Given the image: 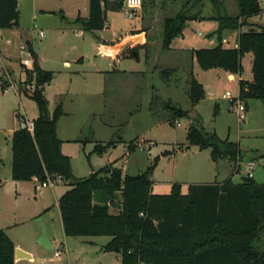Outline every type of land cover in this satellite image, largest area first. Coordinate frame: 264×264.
<instances>
[{
	"label": "rangeland",
	"instance_id": "374dc122",
	"mask_svg": "<svg viewBox=\"0 0 264 264\" xmlns=\"http://www.w3.org/2000/svg\"><path fill=\"white\" fill-rule=\"evenodd\" d=\"M115 1H121L120 9L107 11L105 30L92 33L84 31L74 22L78 15L88 13L89 0H18V27L0 31V75L7 85L5 91L0 84V126L4 128L0 131V156L3 161L7 163L11 157L10 132L6 129L14 126L17 119L26 121L32 109H37L31 99L18 95L23 89H32V83L26 82L21 62L24 58L30 59L29 52L24 48L25 39L32 43L44 68L55 72L54 87L60 88L68 82V69L63 65L64 59L74 60L83 56L84 59L91 58L93 63L97 62L98 67L109 69L110 58L100 52L96 36L108 39L104 41L107 44L119 43V55L131 57L133 52L138 53L141 46L139 40L130 38L131 35L145 31L144 45L149 58L148 65L129 58L120 63V68H147L146 74L132 78L108 73L99 95H88L71 101L66 99L65 108L71 114L61 120V129L65 130L72 125L80 128L77 131L80 134L78 144L71 142L67 146L72 156L74 174L78 177L87 174L88 154H91L95 170L114 162L115 166L129 175L147 171L151 191L164 194L170 191L172 183L181 184V191H185V184L191 182H219L227 178L240 182L247 177L246 166L252 161V179L256 183H264V103L255 98L246 99L249 110L247 109L245 118L239 120L235 112L228 110L227 99L221 97L225 90L236 93L237 82L226 79L224 75L215 76L214 72L208 73L198 68L199 79L207 84L206 92L197 105L192 106L186 94L188 86L185 85L184 74L172 70L165 76L161 72L165 67L152 66V56L162 45V35L158 31L163 20L168 15L174 16L184 0H143L142 7L132 19L124 16L122 0ZM233 1L235 0H224V6L227 3L230 10ZM258 4L263 10L264 0H258ZM144 14L149 17L147 21L143 20ZM255 20L263 24L264 13L256 14ZM253 26L258 28L255 24ZM244 30L246 29H242ZM40 31H43V37L39 35ZM224 32H229V29ZM109 39L116 40L109 42ZM204 42L207 43L205 38L198 37L194 45L203 47ZM231 42L229 39V44ZM9 63L11 67L8 66ZM92 64L86 63L88 66ZM241 64L240 78L250 79L251 52L244 54ZM81 84L82 81L73 82L74 86ZM168 104L169 107H180L187 114L175 116ZM177 122L180 124L177 125ZM192 125L202 126L207 132L214 131L220 139L237 143L240 151L237 162L228 158L214 162L210 157V148L200 149L189 144L186 134ZM119 139L121 141L116 142V146L101 154L92 152L96 143L104 144L109 140ZM131 141L135 146L133 150L127 147ZM37 183L39 180L20 185L22 196L15 201L17 209L25 208L27 211L22 214L25 217L36 212L38 202L47 199L50 202L48 215L54 217L57 205L50 191L69 186L61 179L51 187L36 188ZM9 190L15 195L13 185ZM110 211L114 213L117 209L110 207ZM47 219L49 222V217L46 216L26 221L20 230L27 240H36L37 250L48 259V264H121L119 253L99 251L87 242L93 240L100 245L110 237L65 238L62 233L49 230ZM56 250L60 251L59 260L54 255ZM34 264L46 263L36 260Z\"/></svg>",
	"mask_w": 264,
	"mask_h": 264
},
{
	"label": "trees",
	"instance_id": "16d2710c",
	"mask_svg": "<svg viewBox=\"0 0 264 264\" xmlns=\"http://www.w3.org/2000/svg\"><path fill=\"white\" fill-rule=\"evenodd\" d=\"M211 1L215 9L213 18L218 21V43L193 49V56L202 70L220 68L241 74V59L251 52L252 79H240L238 91L244 100L255 98L264 103V23L255 24V28L246 21L263 12L258 0H236L238 12L234 16L226 13L224 0ZM120 6L121 1L89 0L88 17L78 15L74 22L84 31L101 30L107 11ZM186 18L179 11L163 20L162 48H168L171 40L181 34ZM18 19V0H0V29L18 27ZM245 25L249 28L239 32L236 47L222 45L223 30ZM25 46L32 67L23 65V71L32 89L20 93L35 102L38 115L31 121L32 130L19 126L11 134V179L43 180L48 173L67 183L69 188L57 201L66 236H109L102 249L119 253L121 264H264V183H256L252 177H244L240 182L227 178L221 182L191 183L186 192L181 191L179 183H172L170 191L164 194L152 193L147 171L129 175L114 162L87 176L76 177L56 135V122L64 114L61 100L50 112L44 95L54 71L42 69L31 43L26 42ZM171 71L161 69L165 76ZM0 84L5 90L6 80L1 75ZM187 86L194 106L204 97V89L192 72ZM169 109L175 116L187 114L173 105ZM186 139L200 149L210 148L214 162L228 158L236 163L240 154L237 143L220 139L202 126H190ZM119 141L96 143L92 152L101 154ZM127 147L133 150V141ZM110 207L117 211L112 213ZM14 250L13 241L0 229V264H14Z\"/></svg>",
	"mask_w": 264,
	"mask_h": 264
},
{
	"label": "crops",
	"instance_id": "0c3cea01",
	"mask_svg": "<svg viewBox=\"0 0 264 264\" xmlns=\"http://www.w3.org/2000/svg\"><path fill=\"white\" fill-rule=\"evenodd\" d=\"M227 6L228 5L226 3L225 10L228 15L234 16L237 14L238 6H237L236 0L233 1L232 7L230 8V10L227 8ZM41 11L45 12V10H41ZM179 11L181 12L185 11V14L187 17L182 24L181 34L175 36L171 40L168 48H162V45L160 46V49H158L152 56L153 57L152 59L154 60V63H152V66L153 67L163 66L165 68L173 70L172 72L181 71L186 77L184 79V82L186 81L185 85L187 84L189 73L192 72V74L197 79V81L201 83L204 89V95H205V92H206L205 87L207 84L202 79H199L198 77L199 75L198 70L199 69L202 70V69L199 67L195 57L193 56L192 50L201 48V47H197L194 45L195 44L194 42H197L198 37H202L207 40V43L204 42L203 47H214L218 43L216 33H215L218 27V21L213 18L215 15V9H214V6L211 0H198L197 2H192V0H184L181 6L178 7L177 13ZM88 13L81 15L80 17L85 19L88 17ZM263 13H264V7H263ZM168 17H173V16H169V15L166 16V18ZM255 17L256 15L248 17L246 19L247 23L259 24V22H256ZM148 18H147V14L143 15L144 21H147ZM259 18L261 19V16ZM106 27H107V22L105 23V26L103 29L95 30V31H104ZM244 28L247 29L249 28V26H245L240 29L229 30V32L227 33L224 32L226 29L223 30L221 34L222 45L224 47H236L237 40H238V34ZM12 29L13 27L2 28L0 29V31L12 30ZM95 31H93L92 33H94ZM163 32H164V27L162 24V27L161 29H159L158 33L162 35ZM145 35H146L145 31H141V32L131 35L130 38H135V40H139V44L141 45L138 50V53L133 52L131 57L126 56V55L122 56V54L119 55L120 53L119 52L120 47H118L119 43L107 44L104 41H108V39L102 38L101 36H96L99 39L98 41L99 50L101 49V47H103L102 49L103 55L108 56L110 58V61L108 63L109 69H102L98 67L97 62L93 63L91 58L84 59L83 56H80L79 58L74 59V60L64 59L63 65L65 66L66 69H68L67 84L63 87L55 88L54 81H55L56 75L54 72L53 79L51 80L49 84L45 86L44 95L48 101L49 111L50 112L53 111L58 99H60L62 103V109H63L64 114L60 116L56 122V135L62 141V144H61L62 153L69 156L70 162H71L72 156L70 152L68 151L67 146L71 142L78 144L80 140L79 138L80 134L78 135L77 131H79L80 128L72 125L70 127H67V129L65 130L61 129V126H60L61 120L71 114V112L65 108L66 99H69L71 101L74 99L77 100L78 98H83L88 95H99L102 92V89L104 87L105 76H107L106 74L108 73H111L112 75L114 74L115 76L116 75L117 76L127 75L132 78H135L139 76L140 74L142 75L146 74V71L148 70L147 68L145 69L135 68V69H130V70L125 69V68H120V63L123 60L129 59V58H134L138 63L143 62V64L148 65L149 58L146 52V46L144 45L145 40H146ZM229 39H231L232 41L231 44H229ZM114 41L109 39V42H114ZM26 42H30V40L25 39V43ZM32 48H33V45H32ZM36 54H37L38 63L40 67L42 69L47 70L42 65L39 54L37 52ZM30 60L32 61L31 56H30ZM155 60H156V63H155ZM86 63L87 64L93 63V64L92 66H88L86 65ZM8 66H10V63ZM27 68H30V67H27ZM204 71L208 73L214 72L215 76L224 75L226 79L230 81H236L237 82L236 83V93L238 92V89H239L238 82L241 79L240 78L241 74L229 73L220 68H211V69L204 70ZM20 74L22 76V73ZM251 79L252 77L248 79V81H250ZM81 81H82L81 85L79 86L75 85L76 87L73 85V82L77 83ZM186 94H187V91H186ZM209 94H213V93L209 92ZM18 95L20 96L22 94L18 93ZM246 106H247V109L249 110L248 102H246ZM37 115H38V109H35L34 111L32 109L30 116L26 120V125L31 123V121ZM21 121H22L21 119H17L16 124H14V126L6 129L7 131L10 132L8 135L9 138H11L12 132L15 129H17L18 126H20V123H22ZM2 129L4 128L0 126V131H2ZM90 155L91 154H89V170L85 176H87L89 173L95 170L92 164ZM11 164H12V152H11V157L10 159H8L7 163H5L3 161V158L0 156V180L2 181V185L0 187V229H4V231L9 236V238L13 241L15 247H19L20 249H22L29 255V257H25V258H19V259L14 258V264H34L36 260H39V262L41 263L44 261L46 264H48L49 263L48 259L46 260V258L43 257L42 254L38 252L36 240H27V238H25V235L23 234V231L20 230V227L26 221H29L31 219L44 218V216H46V217H49V222L47 219L49 230L60 232L63 234L65 238H67L62 228L61 216H60V211L58 208L57 201H58V198L68 188L63 187L59 189L58 191H55L54 189H51L50 191L57 205V211L54 217H51L48 215L49 208H50V204H49L50 202L47 199L46 200L44 199L37 203V205L35 206L36 212L32 214H28V216L26 215L25 217H23L22 214H24V212L27 210H25V208L24 209L20 208L18 210L17 205L15 203V201L19 200L22 196L20 185L33 182L35 181L36 177H33L29 181L12 180L11 179ZM113 165L115 166V163H113ZM71 167H72V163H71ZM72 171L74 174L73 167H72ZM79 177H84V176H79ZM213 181H216V180H213ZM191 183H210V182H200L199 181V182H191ZM191 183L185 184L186 190H187L188 184H191ZM11 185H13V187L16 189L14 192L15 195H13L12 192L9 190V187ZM186 190L185 191L182 190V192H186ZM159 194H162V193H159ZM87 242L89 243L91 247L98 248L99 251L101 250L104 251L102 249V246L107 243L105 242L104 244L97 245L96 242L93 240H88ZM55 252H54V255H55ZM105 252H111V251H105ZM55 258L56 260H59L60 255L58 257L55 256Z\"/></svg>",
	"mask_w": 264,
	"mask_h": 264
},
{
	"label": "built area",
	"instance_id": "2783aa9c",
	"mask_svg": "<svg viewBox=\"0 0 264 264\" xmlns=\"http://www.w3.org/2000/svg\"><path fill=\"white\" fill-rule=\"evenodd\" d=\"M142 4H143V0H123L122 10H123L124 16L128 19L134 18L137 15L140 8L142 7ZM39 35L43 37L44 36L43 31H40ZM21 48L23 47L21 46ZM24 48H26L25 45H24ZM102 49L103 47H101L100 52L103 53ZM21 62L25 67H30V68L32 67V61L28 58L22 59ZM221 97L224 99H227L228 110L235 112L239 120H242L245 118L246 112H247V106H246L245 100L240 96L239 91L237 93H232L230 90H226L225 92L222 93ZM179 124L180 123L177 122V125ZM26 126L28 127L29 130H32L31 123L27 124ZM252 169H253V162L249 161V163L246 166V173L248 177L253 176ZM59 179L61 178L58 175L46 173V176L43 180H40L37 177L35 178V181L39 180V183L35 184V187L36 188L51 187L53 185H56ZM59 255H60V251L57 250L55 252V256L58 257Z\"/></svg>",
	"mask_w": 264,
	"mask_h": 264
},
{
	"label": "water",
	"instance_id": "95a60500",
	"mask_svg": "<svg viewBox=\"0 0 264 264\" xmlns=\"http://www.w3.org/2000/svg\"><path fill=\"white\" fill-rule=\"evenodd\" d=\"M25 127H26V123L22 122L21 128H25ZM25 257H29V255L25 251L20 249L19 247H15L14 258L19 259V258H25Z\"/></svg>",
	"mask_w": 264,
	"mask_h": 264
}]
</instances>
